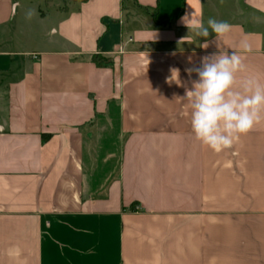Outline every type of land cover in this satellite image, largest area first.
I'll use <instances>...</instances> for the list:
<instances>
[{
	"label": "crops",
	"instance_id": "0c3cea01",
	"mask_svg": "<svg viewBox=\"0 0 264 264\" xmlns=\"http://www.w3.org/2000/svg\"><path fill=\"white\" fill-rule=\"evenodd\" d=\"M220 50L264 84V0H0V264H264V120L221 152L191 130L186 69Z\"/></svg>",
	"mask_w": 264,
	"mask_h": 264
},
{
	"label": "clouds",
	"instance_id": "9594fccd",
	"mask_svg": "<svg viewBox=\"0 0 264 264\" xmlns=\"http://www.w3.org/2000/svg\"><path fill=\"white\" fill-rule=\"evenodd\" d=\"M196 37H223L231 30L227 21L214 18L204 22L195 13H185L180 21ZM207 40L200 47L207 49ZM242 51L250 52L247 42L241 44ZM246 70L242 56L233 51L220 50L201 58V66L188 68L189 76L196 73L185 97L190 100V125L196 140L215 152L230 149L241 136L264 120V84L255 77L237 81V75ZM179 69H172V79L178 80ZM214 264V260L211 262Z\"/></svg>",
	"mask_w": 264,
	"mask_h": 264
},
{
	"label": "rangeland",
	"instance_id": "374dc122",
	"mask_svg": "<svg viewBox=\"0 0 264 264\" xmlns=\"http://www.w3.org/2000/svg\"><path fill=\"white\" fill-rule=\"evenodd\" d=\"M41 7L45 8V4L41 3ZM114 105L112 103H109L108 109H114ZM112 125V124H111ZM110 125V127H111ZM110 127H107L108 129H106V131L101 130L99 133V142H100V152L101 154L103 153L106 156V153L109 151V145H112L113 147V151H114V156H113V160H111V162L109 164H104L103 168L105 169V172L108 170V168L110 169L109 174H112L113 176H117V171H118V150L121 149L122 146V139L118 133V125H113L112 129H110ZM105 128V126H101L100 127ZM107 143V144H106ZM108 143H110L108 145ZM111 148V147H110ZM109 165V166H108Z\"/></svg>",
	"mask_w": 264,
	"mask_h": 264
},
{
	"label": "trees",
	"instance_id": "16d2710c",
	"mask_svg": "<svg viewBox=\"0 0 264 264\" xmlns=\"http://www.w3.org/2000/svg\"><path fill=\"white\" fill-rule=\"evenodd\" d=\"M80 1H87V0H80ZM91 60L99 67H110L114 65V59L109 56H105L102 54H94L91 56ZM50 138L49 134H44L43 139L46 141Z\"/></svg>",
	"mask_w": 264,
	"mask_h": 264
}]
</instances>
